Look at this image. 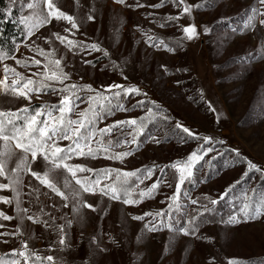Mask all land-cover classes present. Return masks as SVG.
I'll return each instance as SVG.
<instances>
[{
	"label": "snow or ice",
	"instance_id": "1",
	"mask_svg": "<svg viewBox=\"0 0 264 264\" xmlns=\"http://www.w3.org/2000/svg\"><path fill=\"white\" fill-rule=\"evenodd\" d=\"M112 2L133 10L145 7L161 9L169 4L175 8L177 12L174 15L158 17L155 12H148L145 19L159 28L169 25L180 28L183 35L177 41H166L151 29L145 31L141 26H136V31L149 48L168 53L183 47L185 40L193 41L201 35L194 22L181 25L182 18L194 19V10L215 7V0H202L198 4H191L188 0H159L150 5L140 0L133 4L128 3V0ZM17 4L20 8L18 23L23 26V47L32 55L18 58L14 53H20L21 43L16 40L12 41L11 49L0 47V66L3 69L0 74V95L22 104L15 110L0 109V193L12 194H0V204L9 207L14 205L16 213L12 216L0 210V221H18L13 230L0 231V238H3L0 243L8 244L10 240H18L20 247L12 248L9 253L0 256V264H67L64 257L51 253L64 252L71 247L67 242L68 230L74 224L85 223V209L98 211L100 205L89 202V198L94 199L97 195L101 197V203L107 197L109 202L119 201L126 206H138L146 200L164 196L160 203L166 204V207L131 216L134 221L144 222L141 235L137 237L138 242L148 233L164 230L170 234L169 245L180 235L204 239L197 234L200 225L210 220V215L206 214L216 213L217 206L226 200L234 206L235 211L226 219L221 217L219 222L225 226L264 220V186L261 190L255 187L243 188L249 179L257 176L264 181V164H258L242 155L239 149L224 147V139L195 132L179 120L173 124L168 110L149 98L148 93L137 85L113 82L98 89L90 83L73 81V73L66 71L73 67L67 59L68 53L73 58L80 56L82 64L93 68L96 63L83 57L100 53L109 60V64L104 65L101 71L111 67L113 71L119 72L123 80L127 81L128 77L124 74L123 65L111 59L109 51L100 43L76 38L77 34L86 35L80 32L82 19L63 11L55 0H28L27 3L25 0H9L7 8L0 10L5 18H13ZM95 11L93 2L86 16L87 21L96 19ZM244 15L239 25L230 24L231 18L223 16L216 22L218 25H229L223 40H229L237 34L264 30V0H256ZM54 21L65 34L51 31L47 36H37L42 28L52 25ZM212 32L213 27L203 26L204 35H211ZM34 36L43 39L48 48L32 40ZM57 41L63 46V53L56 46ZM223 46V43L219 45L221 49ZM6 61H13L14 65ZM233 62L240 66L238 75H242L256 62H264V40L257 49L235 58ZM161 67L165 74H170L166 66ZM176 83L180 85L182 82ZM44 96L58 99L52 103L43 100ZM137 97L139 99H135ZM34 99L41 101L38 106H33ZM187 99L197 104L203 103L206 111L215 114L216 123H220L222 113L211 100L206 99L202 87ZM136 110L143 114L104 123L118 112ZM100 124L104 126L100 127ZM161 129L163 134L158 137L156 132ZM141 137H144L143 141ZM172 137L180 144L193 141L195 147L184 158L162 166L153 163L126 171L119 167L98 168L93 164L106 160L123 165L127 158L135 155L142 142L159 144ZM225 153L231 156V159L224 161L225 168L244 166L240 178L229 183L216 197L201 194L193 198L191 190L185 188V185L195 188L218 175L213 168V161L223 158ZM154 176L155 180L146 185L145 182L153 180ZM173 187L170 195L163 192L164 188ZM42 188L47 191H42ZM238 188L241 189L239 193ZM42 196L50 203L44 204ZM24 197L28 198L27 201ZM25 202L29 207L23 206ZM34 207H38V211H33ZM103 211L106 215L107 209ZM26 221L32 225H41L46 232L55 234L56 239L43 250L49 254L41 255V250L30 247L29 241L35 236L25 231ZM0 229H6V225L0 223ZM25 236L28 238L25 239ZM109 242L117 243L111 236ZM89 243L94 246V251L84 264H92L96 255L108 252V248L103 246L101 235H93ZM228 264H241V261L230 259Z\"/></svg>",
	"mask_w": 264,
	"mask_h": 264
},
{
	"label": "rangeland",
	"instance_id": "2",
	"mask_svg": "<svg viewBox=\"0 0 264 264\" xmlns=\"http://www.w3.org/2000/svg\"><path fill=\"white\" fill-rule=\"evenodd\" d=\"M152 1L141 0L142 3ZM6 2L8 4L9 0ZM27 2L28 0H25V3ZM55 2L63 11L82 19L80 32L86 35L77 34V39L99 42L109 51L113 60L123 65L124 74L127 75L128 80L125 81L119 76L115 77L110 84L130 83L141 87L148 93L149 98L156 100L168 110L174 123L179 120L195 132L224 139L226 141L224 146L239 149L242 155L258 164H264V115H258L264 113V62L254 63L242 75H238L240 66L233 62L235 58L259 47L264 40V30L258 33L237 34L229 40H223L225 33L229 31V25L216 23L223 16L231 18L229 23L232 25L241 24L245 18V11L256 0H215V7L194 10V19L182 18L180 21L181 25L194 22L198 31L201 32L199 39L185 40L187 55L195 78V88L202 87L206 99L211 100L222 113L219 124L216 123L214 113L206 111L203 103L194 107L187 99V94L175 84L176 80L164 73L161 65H169L176 60V57L163 50L149 48L141 34L136 31L137 25L142 26L145 31L153 29L150 20L145 19L146 13L152 12L149 7L133 11L130 8L115 5L112 0H79V7H77V0H55ZM93 2L96 7L94 13L96 19L87 21L86 16ZM188 2L198 4L202 0H188ZM14 9L17 11L19 20V4ZM162 12L167 11L161 9L156 11L160 15ZM176 12L177 10L174 13ZM60 23L64 25V22ZM204 25L213 27L211 35L203 34ZM51 31H61V34H65L61 26L56 25L54 21L52 25L42 28L37 36H47ZM157 31L164 33V30ZM32 40L48 48L43 39H37L34 36ZM221 43L224 45L222 49L219 47ZM56 46L61 53L65 51L58 41ZM25 53L27 49L23 47L22 41L20 53L14 54L21 58ZM70 57L75 59L80 56L73 58L72 54L68 53L67 59ZM6 62L14 65L13 61ZM213 65L221 67L217 68ZM2 71L0 66V74ZM34 101L37 100L34 99L32 102ZM20 106H22L21 103L0 95V109L13 110ZM156 150L157 148L153 146H147L145 150L127 158L125 164L119 163V166L129 168L147 163ZM182 153L183 149L179 154L181 157ZM235 175V170H229L224 172L217 181L200 184L198 187L202 190L200 194L210 195L215 187H226L234 180ZM25 183H28L27 179ZM27 191L28 189L25 188V192ZM42 191L47 189L42 188ZM0 194L12 195L10 192ZM26 198L24 197L25 201H27ZM41 198L45 199L43 196ZM55 200L59 203L58 197ZM160 201L158 198V201H149L132 207L122 205L119 201L109 202L107 197H104L101 203L99 195L94 199L89 198L90 203L100 205L98 211L92 212L90 209H85V223L74 224L68 230L67 242L71 247L64 252L57 251L51 254L64 257L67 264H84L94 251V246L89 243L90 238L93 235H101L103 246L108 248V252L96 255L92 264H228V260L237 256L264 255V220L234 226L208 222L200 231L204 239L194 240L192 236L180 235L171 245H169L170 234L167 230L148 233L138 242L137 237L141 235L144 222L132 220L131 212L140 215L145 211L161 209L163 204ZM47 202L50 203L48 200ZM23 206L29 207V204L27 206L25 202ZM105 208L106 215L103 211ZM0 210L8 215H16L14 205L9 207L0 204ZM0 223L6 225V229H0L4 231L13 230L18 221H0ZM25 225V231L34 233L35 236L29 241L30 247L41 250V255L49 254L43 250L56 239L55 234L46 232L43 226L32 225L29 221H26ZM109 236L115 238L117 243H110ZM19 247L18 240H10L8 244L0 243V256L9 253L12 248Z\"/></svg>",
	"mask_w": 264,
	"mask_h": 264
},
{
	"label": "trees",
	"instance_id": "3",
	"mask_svg": "<svg viewBox=\"0 0 264 264\" xmlns=\"http://www.w3.org/2000/svg\"><path fill=\"white\" fill-rule=\"evenodd\" d=\"M135 2H136V0H128V3H130V4H133ZM140 2H141V0H140ZM158 2H159V0H153L152 2L145 3V4L150 5V4H154V3H158ZM7 5L8 4H7L6 0H0V10L6 9ZM149 9H151V8H149ZM131 10H133V9H131ZM135 10H137V9H135ZM135 10H133V11H135ZM157 10H160V9H151V11L155 12V14L158 17L166 16L168 14L174 15L175 14L174 12L176 11V9L173 8L170 4L161 8L162 11H167L166 13L162 12V15L157 14L156 13ZM153 29H155V30H153ZM153 29H152V31L156 35L163 37L166 41H172V42L177 41L183 35L180 28L173 26V25H169L168 27H165V28H159L158 26L153 24ZM157 30H164V33H159ZM23 39H24L23 38V29H22V26H20V24L18 23L17 11L15 9L13 10V18L12 19L5 18L3 11H0V47H3L4 49H11L13 40H16V42L21 43L23 41ZM86 40L88 42H93V41L88 40V39H86ZM27 53H25V55H23V56L32 55V53H29L28 51H27ZM187 53H188L187 52V45H186V42L184 41L183 47L178 48L174 53H170L176 57V60L172 61L169 65H165V66L168 68L169 73H170L167 75L176 80L175 81L176 85H177V83H176L177 81L182 82L180 85H177V86H179L181 88V90H183V92H185L187 94V97H188L189 95H195L196 94V88H195V78H194L192 71H191V68H190ZM68 59H69L68 61L71 64H73V67L67 68L66 71H71L73 73L72 80L75 82L90 83L93 85L94 88H98V87H101L102 85L106 86V85L110 84V82L115 77L121 76L118 71H113L111 69V67H108L107 69L101 71V68H103L104 65L109 64V60L107 58H104L100 53H93L90 56H84L83 57V59L93 60L96 63L95 68H93L89 65L82 64V62H81L82 58L81 57H77L75 59H72L70 57ZM177 69H180V71H177ZM18 70L22 71V72L24 71V69H20V68H18ZM34 70L35 69H33V71ZM26 74H30V73H26ZM81 77H83L82 80L80 79ZM42 99L48 100L52 103H56L58 98L54 97V96H44V97H42ZM135 99H139V97H137ZM135 99H133V101H132L133 103L135 102ZM40 102H41L40 100H37V101L32 102V104H33V106H38L40 104ZM190 102L192 103V105L194 107L200 106V104L194 103L192 101H190ZM81 107H86V105H82ZM3 110H5V109H3ZM13 110H15V109H13ZM142 114L143 113L140 112L139 110L130 111L127 113H119L118 112V113H116L115 116L110 117L104 123H112L113 120L125 119V118H128L130 116H139ZM172 123L174 124V121H172ZM103 126H104V124H100V127H103ZM150 128H151V126H150ZM153 131H155V130H153ZM162 134H163V129H161V131H159V132H156V135L158 137L162 136ZM143 140H144V137H141V141H143ZM64 143H67V142H64ZM147 146H153V147L157 148V150L154 151V153L152 154L151 160L149 162L137 164L134 167L121 168V169L126 170V171H132V170L141 168L145 165L150 166L153 163L162 166V165L170 163L176 159L184 158L191 150L194 149L195 142L189 141L187 144H180V143H178V141L175 137H172L171 139H169L167 141H162L159 144H156L153 142H142L139 150L136 151V153L145 150V148ZM224 147H226V146H224ZM182 149H183V153H182V157H181L179 154L181 153ZM211 155H214V153L210 154V156ZM206 159H208V157H206ZM226 159H231V156L228 153H225V156L223 158H219L216 161H213V168L219 174L211 177L207 181V183L217 181L224 172L229 171V170H235L236 171V175H235L234 180L240 178V175L243 171L244 166L243 165H237L235 168H225L224 167V161ZM77 162H79V161H77ZM93 164L95 167H98V168L99 167H119L120 168L119 162H113V161L100 160L98 162H93ZM206 171H207V169H206ZM157 175H158V173H157ZM155 178L156 177L154 176L153 180L146 181L145 182L146 185H150L155 180ZM207 183H205V184H207ZM199 185L195 188H192L191 185H185V188L191 190L193 198H195L196 196L201 195L200 192H202V190L198 189ZM262 186H264V181H262L257 176L253 179H249L248 182L245 185H243V188L255 187L258 190H261ZM142 187H143V185H142ZM224 188H225V186L224 187H222V186L221 187L220 186L215 187L213 189V191L210 192V196L216 197ZM173 190H174V187L172 189L164 188L163 192L170 195ZM240 191H241V189L238 188L237 192L239 193ZM158 198L160 200H162V199H164V196L159 195L156 197L155 200L158 201ZM26 199H28V198H26ZM41 201L44 204H48L47 200H45V199L43 200V198H41ZM149 201H154V200H146L142 204H145L146 202H149ZM27 206H28V203H27ZM132 207H135V206H132ZM164 207H166V204H163L161 208H164ZM32 210L38 211V207H34ZM157 210H159V209H157ZM234 211H235L234 206L226 200V201H222L217 206L216 213L206 214V215H210L209 222H215L217 225H224V224L219 222L221 217L226 219L228 217V215L230 213H233ZM132 215H136V214L131 212V216ZM146 219H148V218H146ZM206 223H208V222H206ZM206 223H202L200 225V231L202 230V227ZM200 231L197 235L203 237V235H201ZM193 238H194V240H197L196 237H193ZM233 259H237V260L241 261V264H264V255L237 256V257H234Z\"/></svg>",
	"mask_w": 264,
	"mask_h": 264
}]
</instances>
